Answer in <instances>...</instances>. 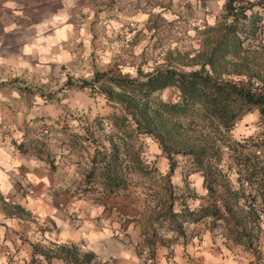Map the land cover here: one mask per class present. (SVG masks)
<instances>
[{
  "label": "crops",
  "instance_id": "1",
  "mask_svg": "<svg viewBox=\"0 0 264 264\" xmlns=\"http://www.w3.org/2000/svg\"><path fill=\"white\" fill-rule=\"evenodd\" d=\"M225 2L0 0V264H77L59 250L61 244L94 254V264H264V242L259 250L248 249L212 229L210 218L181 222L183 232L176 227L180 220L160 218L169 199L158 204L147 194L146 175L131 159L133 168L123 175L135 182L108 193L105 166L92 162L90 142L79 146L70 136L60 138L56 149L45 148L41 156L15 145L28 142L18 139L24 129L53 123L50 118L58 115L59 92L43 84L91 77L161 9L187 10L214 23ZM6 128L13 130L11 137L2 134ZM149 142L148 158L157 170L147 178L154 180L170 171V161L157 141ZM170 178L175 187L184 183L179 170ZM187 179L198 193H208L200 171ZM46 252L54 256L48 259Z\"/></svg>",
  "mask_w": 264,
  "mask_h": 264
},
{
  "label": "trees",
  "instance_id": "2",
  "mask_svg": "<svg viewBox=\"0 0 264 264\" xmlns=\"http://www.w3.org/2000/svg\"><path fill=\"white\" fill-rule=\"evenodd\" d=\"M257 4L264 11V0H226L216 22L204 29L205 42L212 47L199 55L207 58L197 60L194 56L196 59L182 63L198 68L184 71L170 63L166 67H155L143 78L96 71L93 79L83 84H89L109 101L120 104L123 115H115L114 122L124 134L106 136L107 147L93 130H88L85 136L70 133L75 145L81 146L87 141L94 148L92 162L104 164L108 193L128 186L130 177L123 174L129 173L134 165L146 176L157 170L153 161L148 162L141 146L137 152L134 148L136 138L150 136L170 161V171L161 177L165 181L161 187L169 193L168 208L159 217L180 220L176 222L179 232H183L181 222L210 218V227L214 229L224 221L229 224L228 238L248 249H254L255 238L260 236L261 213L264 214V131L244 141L235 140L232 134L238 120L254 110H259L264 121V12L254 11ZM168 87L179 91L177 101L154 96ZM64 128L67 130L66 126ZM38 144L34 140L28 144L15 142L21 152L33 149L41 156L43 149ZM225 150L235 159L239 170L246 172L240 173L238 178L240 189H235L224 172ZM177 154L192 158L195 171L204 176L211 198L198 207L182 203V209L175 212L178 195L170 176L176 169ZM130 159L134 165L127 163ZM91 177L92 173L88 174V178ZM245 183L256 193L242 202ZM220 188L224 189V194L217 195ZM164 202H167L165 197L158 204ZM257 205L261 208L256 209ZM58 247L77 264H94L97 258L92 253H82L74 244ZM45 256L50 259L54 255L46 252Z\"/></svg>",
  "mask_w": 264,
  "mask_h": 264
},
{
  "label": "rangeland",
  "instance_id": "3",
  "mask_svg": "<svg viewBox=\"0 0 264 264\" xmlns=\"http://www.w3.org/2000/svg\"><path fill=\"white\" fill-rule=\"evenodd\" d=\"M253 1L258 2L259 0ZM145 6L147 7V4ZM254 11L264 12L259 4L254 7ZM149 19L141 30L136 33H130L128 48L121 53L114 54V58L107 65L98 66L99 68L94 69L91 77H68L65 80L56 79L43 84L42 88L44 90L48 92L55 91V93L59 92V95L56 96L58 115L50 118L54 121L53 123H44L29 129H24L25 133H22L18 139H22L23 136L28 137L27 144L33 140L38 141L40 143L38 147L46 151L48 147L50 149H56L59 139L61 138L65 142V139H68L72 131L77 132L81 136H85L88 130H93L97 136L108 142L105 138L106 136L124 134V131L120 130L114 122L115 115H123L122 107L118 103L109 101L98 90L94 91L89 84H83L86 80H92L96 71H102L100 67L104 69L103 71L114 73L117 76L130 75L131 77L143 78L145 73L153 70L157 66L166 67L171 63L177 69L189 71L199 66L182 65V63L190 62L195 58L194 56H197V60L207 58L206 55H199V52L211 50L212 47L211 44L207 45L205 42L204 29L206 25H212L216 21L209 23L206 16L192 15L187 10L181 11L173 7L161 9L155 15L150 16ZM180 52L182 53L181 55ZM178 95L179 91L175 87H168L154 94L155 97L157 96L166 101H177L179 99ZM199 113L198 111V116ZM99 121L101 125L98 124ZM68 124L75 127L66 130L64 127ZM130 128L133 129L134 125ZM21 131L23 132V129ZM263 131L264 121H262L261 114L259 110H254L238 120L232 135L235 140L244 141V138L250 135L261 134ZM2 134L11 137L13 130L11 128L2 129ZM69 138L71 139V136ZM150 138V136L144 135L140 139L136 138L139 141L138 144L143 148V152L149 163L153 161L151 158H148L151 156ZM21 141H25V139ZM41 143L44 145H41ZM161 150L163 155L166 156L162 148ZM246 152L249 153L250 150L246 149ZM175 160L176 171L179 170L183 174L184 181L181 187H176L178 196L176 195L175 212L182 209V203L191 207H198L201 203L207 202L211 198V193L208 192L205 195H201L189 184L187 179L188 174L195 171L192 158L183 154H177L175 155ZM223 163L225 165L224 172L228 174V178L234 184L235 189H240L241 186L238 178H240V173H246L245 170H239L235 159L230 156L227 150L224 151ZM229 165H232L231 170L229 169ZM142 178L146 182L144 186L145 191L154 201L158 203L164 197H168L169 199V193L161 187L165 183L164 179L159 177L153 180L148 179L147 176H143ZM133 179V177H130L129 183L135 182ZM244 185L242 202L250 200L253 194L256 193L253 187H249L247 183ZM222 194H224V189L220 188L217 195ZM255 208L260 209L261 207L257 205ZM209 221L211 222V220ZM220 223V226L215 229L228 232L229 224L224 221ZM259 234L260 236L255 238L254 243L256 250H259V246L264 242V214L262 213Z\"/></svg>",
  "mask_w": 264,
  "mask_h": 264
},
{
  "label": "built area",
  "instance_id": "4",
  "mask_svg": "<svg viewBox=\"0 0 264 264\" xmlns=\"http://www.w3.org/2000/svg\"><path fill=\"white\" fill-rule=\"evenodd\" d=\"M206 11H207V12H209V9L207 8V9H206ZM23 189H26V188H25V187H23ZM23 189H22V190H23Z\"/></svg>",
  "mask_w": 264,
  "mask_h": 264
}]
</instances>
